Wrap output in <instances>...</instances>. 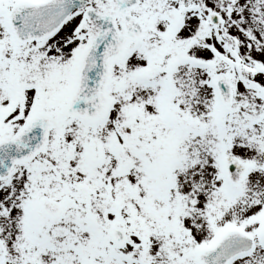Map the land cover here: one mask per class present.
<instances>
[{
    "label": "snow or ice",
    "instance_id": "obj_1",
    "mask_svg": "<svg viewBox=\"0 0 264 264\" xmlns=\"http://www.w3.org/2000/svg\"><path fill=\"white\" fill-rule=\"evenodd\" d=\"M0 264H264V0H0Z\"/></svg>",
    "mask_w": 264,
    "mask_h": 264
}]
</instances>
